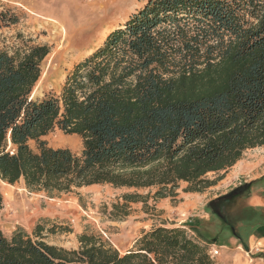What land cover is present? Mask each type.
Segmentation results:
<instances>
[{
    "label": "trees",
    "instance_id": "16d2710c",
    "mask_svg": "<svg viewBox=\"0 0 264 264\" xmlns=\"http://www.w3.org/2000/svg\"><path fill=\"white\" fill-rule=\"evenodd\" d=\"M16 20L0 10V27ZM48 52L46 45L0 50L5 183L23 180L48 194L95 184L156 187V198H173L180 182L202 192L222 178L209 173L264 145V0H146L74 66L59 94L32 97ZM55 128L80 136L79 155L48 146L42 138ZM244 187L250 183L233 191ZM188 226L142 231L123 253L87 233L66 249L39 229L19 227L10 237L0 230V264H216L211 221L194 217Z\"/></svg>",
    "mask_w": 264,
    "mask_h": 264
},
{
    "label": "rangeland",
    "instance_id": "374dc122",
    "mask_svg": "<svg viewBox=\"0 0 264 264\" xmlns=\"http://www.w3.org/2000/svg\"><path fill=\"white\" fill-rule=\"evenodd\" d=\"M145 1L0 0V10H7L17 18L15 23L0 27V50L15 54L29 46L46 45L49 52L40 63L41 73L31 96L59 94L74 66L100 46L108 33L123 24ZM42 139L48 146L67 147L76 155L82 150L80 136L66 134L58 128ZM28 144L36 150L33 140ZM218 175L223 178L225 173H209L207 177L213 179ZM222 178L213 187L196 194L202 197L199 208L204 207V213L201 215L210 217L212 226L207 231L218 232L219 242L229 228L213 214L210 198L228 189L220 186ZM186 186L187 183L180 182L173 198H156V187L134 189L95 184L48 194L29 190L23 180L14 184L0 181L3 204L0 230L10 237L19 227L31 235L39 229L45 242L66 249H77L79 235L87 233L100 237L123 253L133 246L142 231L152 227L185 225L188 229V221L199 217V210L188 206L193 198L190 192L184 191ZM133 193L140 198L126 202L123 195ZM218 249V254L212 256L216 264H256L253 259L259 256L257 251L250 253L235 246ZM258 262L264 264L259 259Z\"/></svg>",
    "mask_w": 264,
    "mask_h": 264
},
{
    "label": "crops",
    "instance_id": "0c3cea01",
    "mask_svg": "<svg viewBox=\"0 0 264 264\" xmlns=\"http://www.w3.org/2000/svg\"><path fill=\"white\" fill-rule=\"evenodd\" d=\"M222 172L225 175L220 186L228 187V189L211 197L210 200L225 197L240 183H250V188L248 192L230 198L226 203L227 206L220 209L226 219V221L223 220V224L229 230L221 242L217 239V244L212 245L214 247L218 245L217 248L221 249L235 246L250 253L257 251L259 256L254 258L253 262L258 264V259L264 262V145L244 150L240 159ZM211 187L213 186L209 188ZM190 193L193 201L188 206L199 210L197 215L208 222L210 217L201 215L204 213V207L199 208L202 204V197H198L197 192ZM182 227L187 228L185 225Z\"/></svg>",
    "mask_w": 264,
    "mask_h": 264
},
{
    "label": "flooded vegetation",
    "instance_id": "af4514ba",
    "mask_svg": "<svg viewBox=\"0 0 264 264\" xmlns=\"http://www.w3.org/2000/svg\"><path fill=\"white\" fill-rule=\"evenodd\" d=\"M239 185H241V184H239ZM238 185V186H239ZM237 187V186H236ZM235 187V188H236ZM234 190V188L231 190V191H229L227 194H226V196L225 197H221V198H219V199H217V200H213V201H211V203H210V207H211V209H212V211H213V214L215 215V216H217L220 220H225L226 221V219H225V215L221 212V208L223 207V206H227L226 205V203L227 202H229V199L230 198H232L233 196H236V195H238V194H241V193H244L245 192V190H246V187H244V188H242L241 190H239V191H233ZM220 208V209H219ZM215 209V210H214Z\"/></svg>",
    "mask_w": 264,
    "mask_h": 264
},
{
    "label": "built area",
    "instance_id": "2783aa9c",
    "mask_svg": "<svg viewBox=\"0 0 264 264\" xmlns=\"http://www.w3.org/2000/svg\"><path fill=\"white\" fill-rule=\"evenodd\" d=\"M219 252V249L217 247H214V246H210V249H209V254L211 256H215L217 255Z\"/></svg>",
    "mask_w": 264,
    "mask_h": 264
},
{
    "label": "bare ground",
    "instance_id": "6f19581e",
    "mask_svg": "<svg viewBox=\"0 0 264 264\" xmlns=\"http://www.w3.org/2000/svg\"><path fill=\"white\" fill-rule=\"evenodd\" d=\"M57 34H58V33H57ZM65 35H66V34H65ZM60 40H61V39H60ZM70 41H71V40H70ZM81 41H82V40H81ZM62 47H63V46H62ZM62 47H61V48H62ZM67 47H69V44H68V46H66V48H67ZM62 49H64V48H62Z\"/></svg>",
    "mask_w": 264,
    "mask_h": 264
}]
</instances>
